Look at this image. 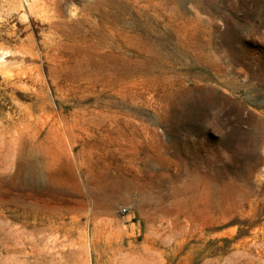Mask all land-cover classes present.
Returning <instances> with one entry per match:
<instances>
[{
  "label": "rangeland",
  "instance_id": "374dc122",
  "mask_svg": "<svg viewBox=\"0 0 264 264\" xmlns=\"http://www.w3.org/2000/svg\"><path fill=\"white\" fill-rule=\"evenodd\" d=\"M0 264H264V0H0Z\"/></svg>",
  "mask_w": 264,
  "mask_h": 264
},
{
  "label": "bare ground",
  "instance_id": "6f19581e",
  "mask_svg": "<svg viewBox=\"0 0 264 264\" xmlns=\"http://www.w3.org/2000/svg\"><path fill=\"white\" fill-rule=\"evenodd\" d=\"M55 23V22H54ZM24 179L29 183L37 184L39 182L38 170L31 164H28V169L25 172Z\"/></svg>",
  "mask_w": 264,
  "mask_h": 264
}]
</instances>
